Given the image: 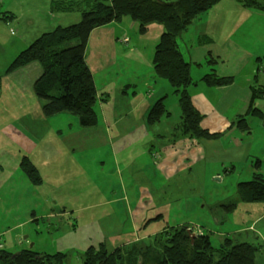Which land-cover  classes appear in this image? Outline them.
<instances>
[{
	"label": "rangeland",
	"instance_id": "rangeland-1",
	"mask_svg": "<svg viewBox=\"0 0 264 264\" xmlns=\"http://www.w3.org/2000/svg\"><path fill=\"white\" fill-rule=\"evenodd\" d=\"M51 1L0 0V249L61 251L63 264H83L90 245L102 242L110 251L137 239L147 243L168 226L185 224L213 244L224 235L256 244L255 264H264V202L228 205L237 182L254 171L264 179V115L245 116L248 129L231 128L244 150L230 163L223 160L239 157L236 150L207 158L174 138L178 96L152 68L163 26L151 22L141 30L127 15L104 25L107 53L93 62L95 125L80 126L69 111L45 113L34 92L40 64L7 69L42 32L79 21L78 10L57 12ZM257 1L263 7L217 0L181 32L178 45L191 59L193 82L214 66L209 38L233 35L248 48L264 37V0ZM232 73L238 81L246 77ZM256 74L248 82L264 86V75ZM160 98L167 113L151 122L149 108ZM221 141L228 143L225 136Z\"/></svg>",
	"mask_w": 264,
	"mask_h": 264
},
{
	"label": "trees",
	"instance_id": "trees-1",
	"mask_svg": "<svg viewBox=\"0 0 264 264\" xmlns=\"http://www.w3.org/2000/svg\"><path fill=\"white\" fill-rule=\"evenodd\" d=\"M217 0H52L57 12L69 14L73 9L80 12L75 23L56 25L42 32L11 61L8 69L37 61L41 72L34 81V92L43 100L47 114L69 111L78 117L82 127L96 123L94 104L97 98L93 76L85 61V50L92 30L129 16L141 30L151 22L163 26L152 56L154 73L167 79L178 96L181 119L173 127V137L196 140L216 138L220 134L210 132L199 125L201 115L193 106L187 88L193 82L189 62L183 58L176 38L200 13ZM262 7L257 0H249ZM127 43L128 38L123 37ZM208 61L212 62V58ZM208 85L229 84L230 76H218L211 72L201 77ZM256 94L252 89V97ZM163 98L149 108L148 119L158 121L167 113ZM251 108V106H250ZM252 110V109H251ZM250 110V111H251ZM169 114V113H168ZM259 160L255 162L258 167ZM264 202V179L259 171L251 179L239 181L230 208L239 203ZM190 227L171 225L154 235L149 242L139 239L115 246L108 251L100 242L90 245L83 253V264H255L257 246L247 241H238L224 235L219 243L213 244L207 233L198 235ZM160 234V233H159ZM65 253L38 252L22 248L17 252L0 249V264H63Z\"/></svg>",
	"mask_w": 264,
	"mask_h": 264
},
{
	"label": "crops",
	"instance_id": "crops-1",
	"mask_svg": "<svg viewBox=\"0 0 264 264\" xmlns=\"http://www.w3.org/2000/svg\"><path fill=\"white\" fill-rule=\"evenodd\" d=\"M105 29L106 27L101 26L92 30L88 38L87 46L90 47V53L85 60L91 73L97 59H105L107 53L106 43L109 42V37L104 34ZM203 30L205 28L201 29L199 34L205 36L208 31ZM180 36L181 33L176 38L177 44H179ZM229 36L225 37L226 39L209 38L208 55L214 63V66L210 68L211 72L218 76H230L232 81L229 84L208 85L201 80V76L199 81H194L195 84L191 86L192 88L190 87L191 89H187L193 106L201 115L199 125L220 135L211 139L196 140L187 137H181V139L185 140L189 147L197 148L196 150L207 158L216 159L220 155H229L236 150L239 157L232 156L223 160L230 163L237 158L240 159L244 150L241 134L234 135L231 128L248 129L251 119L248 120L245 116H249L250 113L264 115V102L260 101L264 99V86L254 87L253 83L248 82L252 74L257 75L256 73L262 72L264 75V37H257V39L254 37V42H247V48L233 35ZM187 61L190 64L191 59ZM224 64L229 65L230 71L220 66ZM233 71L238 74L242 72L246 77L238 81ZM252 89L256 94L254 97H252ZM224 136L228 139L225 146L221 141Z\"/></svg>",
	"mask_w": 264,
	"mask_h": 264
},
{
	"label": "water",
	"instance_id": "water-1",
	"mask_svg": "<svg viewBox=\"0 0 264 264\" xmlns=\"http://www.w3.org/2000/svg\"><path fill=\"white\" fill-rule=\"evenodd\" d=\"M198 235H200L201 233H197Z\"/></svg>",
	"mask_w": 264,
	"mask_h": 264
}]
</instances>
